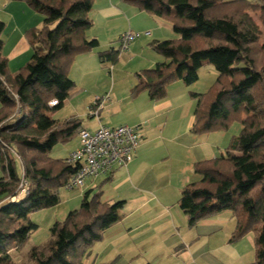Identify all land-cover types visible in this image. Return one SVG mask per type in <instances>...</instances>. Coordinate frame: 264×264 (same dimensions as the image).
I'll use <instances>...</instances> for the list:
<instances>
[{"label": "trees", "instance_id": "1", "mask_svg": "<svg viewBox=\"0 0 264 264\" xmlns=\"http://www.w3.org/2000/svg\"><path fill=\"white\" fill-rule=\"evenodd\" d=\"M24 1L43 15V24L26 32L30 61L15 75L2 56L0 39V264H13L11 252L38 229L30 215L58 206L59 190L77 171L67 158L52 159L49 154L56 145L78 136L84 129L81 120L71 116L59 122L52 114L63 108L75 87L68 76L74 58L99 46L96 39L85 36L92 26L88 15L93 0ZM122 2L166 20L178 35L151 43L163 61L135 74L133 97L146 92L150 100H161L171 83L179 80L190 86L198 81L204 64L217 72L209 94L189 93L196 101L190 133L226 130L233 119H239L241 131L225 153L194 164L198 180L182 189L178 206L190 229L230 211L235 227L229 243L253 233L251 264H264V44L259 45L264 0ZM248 10L257 15L259 24ZM3 29L0 22V35ZM120 52L110 47L97 54L100 63L115 64ZM125 203L107 204L101 193L86 191L80 207L63 222H55L49 242L32 247L29 258L34 264H80L104 232L122 220Z\"/></svg>", "mask_w": 264, "mask_h": 264}, {"label": "rangeland", "instance_id": "2", "mask_svg": "<svg viewBox=\"0 0 264 264\" xmlns=\"http://www.w3.org/2000/svg\"><path fill=\"white\" fill-rule=\"evenodd\" d=\"M247 12L259 24L257 15L250 10ZM37 14L41 16V24L35 29H40L43 15ZM88 16L92 26L85 32V36L98 41L99 47L94 49L97 57L95 62H87L84 72L81 65L72 62L68 76L75 87L65 101L68 103H64L61 110L53 113L52 118L62 122L75 114L83 124L87 123L91 128L99 119L110 126L123 124L135 128L142 125L147 130L146 157L128 169L123 167L116 171L117 174L111 180L100 176L86 180L85 189H60L58 206L30 215V220L38 229L21 248L11 252L12 262L34 264L28 256L29 250L34 246L47 244L50 240V227L55 222H63L69 212L77 210L84 192L91 190L92 195L101 193V201L104 203L125 201L126 204L120 211L122 220L104 232L102 240L92 246L90 252L80 260V264H190L200 254L197 250L207 241L204 236L194 240L205 227L188 228L187 218L178 206L181 189L198 180L193 173L195 163L225 153L232 139L241 131L240 121L233 119L226 130L201 136L190 133L196 101L190 98L189 93L209 94L217 79V72L208 64L200 68L198 81L192 85L185 86L179 81L180 87H174L177 83H171V93L177 97L175 107L164 109L157 116L153 115L147 106L149 101L145 93L134 97L131 95L136 84L135 74L154 66L153 57L158 54L149 46L152 41L174 40L178 35L172 31L167 21L160 25L153 21L145 25L144 18L151 15L122 0H93ZM132 16L138 17L131 20ZM0 22L5 24L0 38L3 43H7L8 52L16 33L12 25L2 20ZM129 24L143 28H132L139 34L132 42L133 46L127 51H121L115 64L100 63L97 53L110 47H119L117 40L128 30ZM153 28L157 30L152 31ZM147 32L150 35H145ZM261 44H264V35L260 39L259 45ZM31 53L32 49L27 55L12 62L11 68L8 62L10 74L15 75L25 67L30 61ZM105 97L108 99L95 104L96 98ZM210 97L207 96L208 99ZM89 115L94 116L89 118ZM77 145L78 136L75 135L67 143L56 145L49 156L52 159H66ZM16 168L20 171L18 161ZM1 175L0 170V177ZM231 216L230 211H223L204 220L218 218L217 223L228 224ZM217 238L212 236L209 239L210 249L219 245ZM253 238V233H250L245 240H248L254 256ZM184 249L185 252H179ZM183 253L186 254L181 255ZM208 255L223 257L217 252Z\"/></svg>", "mask_w": 264, "mask_h": 264}, {"label": "crops", "instance_id": "3", "mask_svg": "<svg viewBox=\"0 0 264 264\" xmlns=\"http://www.w3.org/2000/svg\"><path fill=\"white\" fill-rule=\"evenodd\" d=\"M0 16H2V17H0V20L5 21V23H7L8 25H12L13 30H15V33H16V35L14 36V38L12 39V41L10 43L9 51L8 52L6 51V48H7L6 44L7 43H3V48H2V56L4 58H8L7 62H9V67H10L12 65L11 64L12 62L17 61L19 59V57L21 58L30 52L31 48H30V45L27 41L26 32L30 29H35V28L40 26L41 16L38 15L37 12L34 11L31 7H29L28 4L24 0H0ZM135 17H138V16H132L131 20H133ZM142 20H143V17H142ZM152 21L154 23H156L157 25H160L161 23L166 22V20H164V19L153 17V16H149V17L144 18L145 25H147L148 23H153ZM4 27H5V24H4ZM134 27L132 24H129L128 30L124 31L123 33L127 32V31L134 32L133 31L134 29L132 30V28H134ZM135 28L143 29L142 27H135ZM154 30H157V29L153 28L152 31H154ZM86 39L91 40L90 38H87V37H86ZM154 41H158V40L156 39ZM154 41H152V42H154ZM158 42H161V41H158ZM118 43H119V40H117V45H118ZM132 46H133V43L131 46H129L128 49H130ZM118 48L119 47H116L114 49H118ZM95 55H96L95 50H92L86 54L77 55L73 60V62H74L73 64H77L79 66L81 65L82 69H84L83 70V72H84L85 69L87 68V62L89 60L95 62V59L97 57ZM13 58H15V59L12 60ZM153 58H154V61H153L154 66L156 63L163 61V58L160 55L155 56ZM153 67H151V68H153ZM12 75H13V73H12ZM174 83H177L174 87H180L179 83H181V82H179V80L175 81ZM171 91H173V88H171V85H169L167 88L166 97L161 99V100H158V101L150 100V98L148 97L146 92H141V93H145L144 95L147 96L148 101H149L147 106L149 107L151 113L153 115L157 116V115H159V112L162 113V111L164 109L170 110L172 107H175L174 102H175V99L177 97L175 95H172ZM67 103L68 102H65V105ZM91 106H92V104H91ZM74 116H75V114H74ZM93 116L94 115H89V118H91ZM192 123H193V117H192V121L190 124L191 126H192ZM81 124H82V128L87 129V130H95L100 124L105 125L107 127H117V126L123 125V124H118V125H111L110 126V125H107L106 123H104L101 119H99V121L95 124V126L93 128L89 127L90 125H87V123L83 124V122H81ZM124 126H127V125H124ZM138 128H139L140 133H141L142 141H141L138 149L133 154V158H132L131 162L125 167L126 169H128L133 164L140 162L141 158H143L144 156L146 157L147 130H145V128L142 125H138ZM77 147H78V145L72 151H74ZM121 169H123V168L114 169L108 176H106L107 180L113 179L116 171H119ZM83 189H85V187H83ZM182 189H181V191H182ZM216 219H218V218H212L210 220L200 221L196 224L197 228L198 227L200 228L202 225H204L205 229H202L201 233H199V235L197 234L198 237L195 238L194 240H196V239L199 240L201 238V236H204V239H206L207 243L205 242L203 247L201 249L197 250V253L200 252V254L198 255V257L196 259H192V263H190V264H251L254 261V256H253L252 248L248 244V240H245V238L248 235H246L240 241H238L234 244H231V243H229V238H230V236L234 230V227H235V220H234L233 216H231V218H229L228 224L217 223ZM223 229H225L227 231L225 232ZM196 230H198V229H196ZM212 236L218 237L217 242L219 243V245L217 244L216 245L217 247L210 249L209 245H208V241ZM249 241L252 243V239L249 238ZM185 251H186V249L179 251V252H185ZM215 252L220 253L223 257H216V256L210 257L208 255V253H215ZM184 254H186V253H183L181 255H184ZM195 254H196V252H195ZM180 264H186V263H180Z\"/></svg>", "mask_w": 264, "mask_h": 264}, {"label": "built area", "instance_id": "4", "mask_svg": "<svg viewBox=\"0 0 264 264\" xmlns=\"http://www.w3.org/2000/svg\"><path fill=\"white\" fill-rule=\"evenodd\" d=\"M145 35H150L149 32ZM139 34L127 31L119 37V48L127 51ZM105 98H96L95 104ZM56 102L50 103L51 106ZM142 141L138 127H107L100 124L95 130L81 129L78 133V147L72 151L67 162L77 166L76 173L65 185V190L84 187L86 180L108 176L116 168H125Z\"/></svg>", "mask_w": 264, "mask_h": 264}]
</instances>
